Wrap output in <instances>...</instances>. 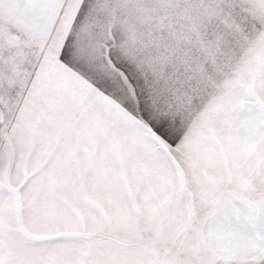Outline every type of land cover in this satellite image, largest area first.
Here are the masks:
<instances>
[{"label": "snow or ice", "instance_id": "snow-or-ice-1", "mask_svg": "<svg viewBox=\"0 0 264 264\" xmlns=\"http://www.w3.org/2000/svg\"><path fill=\"white\" fill-rule=\"evenodd\" d=\"M0 264H264V0H0Z\"/></svg>", "mask_w": 264, "mask_h": 264}]
</instances>
